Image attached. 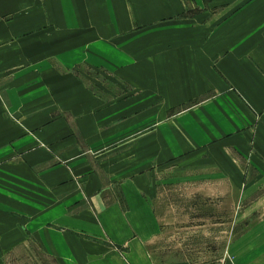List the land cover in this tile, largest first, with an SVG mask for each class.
<instances>
[{
	"label": "crops",
	"instance_id": "0c3cea01",
	"mask_svg": "<svg viewBox=\"0 0 264 264\" xmlns=\"http://www.w3.org/2000/svg\"><path fill=\"white\" fill-rule=\"evenodd\" d=\"M254 1L0 0V183L38 191L0 194V264L29 236L55 264H169L151 257L161 182L220 220L264 190ZM226 253L264 264V217Z\"/></svg>",
	"mask_w": 264,
	"mask_h": 264
},
{
	"label": "rangeland",
	"instance_id": "374dc122",
	"mask_svg": "<svg viewBox=\"0 0 264 264\" xmlns=\"http://www.w3.org/2000/svg\"><path fill=\"white\" fill-rule=\"evenodd\" d=\"M257 1L262 5L264 17V0ZM191 5H189L186 15L201 12L198 9H192ZM157 30L158 27H151L144 32L148 34ZM104 79L108 81V85L112 83L116 87H125L121 79L117 80L110 76L104 77ZM177 111L179 110L173 109L171 112L174 114ZM166 176L168 177V175ZM3 178L4 181L0 183V194H13L23 197L18 193L23 192L38 196V191L32 189L34 185L22 183L9 173H4ZM181 179L184 180L185 178L181 177ZM161 183L163 184L161 194L158 191L159 196H156L155 205L152 208L158 218L155 223L161 236L164 237V241L161 240V245L164 243L165 249L156 246L155 241L152 242L151 257L155 263L161 260L172 264L177 259L176 261L180 260L182 264H222V261L227 258L226 252L229 242L264 217V190L255 199H251L247 205L220 207L224 213L220 220V218L215 219L214 215L205 212H200L198 216L192 212L193 215H191V211L202 210V207L191 206L190 200H197V197H191L188 185L184 186L189 189L179 191L182 194V198H180L182 202L176 203L172 199L175 182L163 181ZM23 198L32 200L31 198ZM228 209H231L229 214L227 213ZM7 211V208L0 205V213L7 215ZM28 243L29 248H22L19 252L4 255V264H55L40 248V243L36 242L32 236H29ZM174 245L180 249L175 251ZM181 263L179 262V264Z\"/></svg>",
	"mask_w": 264,
	"mask_h": 264
}]
</instances>
